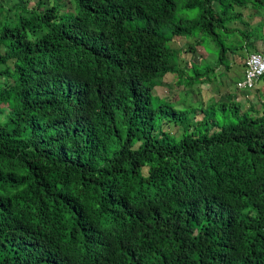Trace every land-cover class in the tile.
I'll list each match as a JSON object with an SVG mask.
<instances>
[{
    "label": "trees",
    "instance_id": "trees-1",
    "mask_svg": "<svg viewBox=\"0 0 264 264\" xmlns=\"http://www.w3.org/2000/svg\"><path fill=\"white\" fill-rule=\"evenodd\" d=\"M261 18L264 0H0V264H264V96L155 93L213 81L176 38L228 67Z\"/></svg>",
    "mask_w": 264,
    "mask_h": 264
},
{
    "label": "rangeland",
    "instance_id": "rangeland-1",
    "mask_svg": "<svg viewBox=\"0 0 264 264\" xmlns=\"http://www.w3.org/2000/svg\"><path fill=\"white\" fill-rule=\"evenodd\" d=\"M263 19V18H261ZM264 20V19H263ZM260 19H255L254 22H259ZM258 37L259 43L264 41V29L262 32L259 33ZM190 40V41H189ZM203 42L204 50L201 48V45L197 44V41L195 39H187V40H181L177 41L173 44V48L182 50L183 55L181 56V65L185 69H190L193 65V63L196 62H201L202 59H204L206 62H211L213 63L215 58H217V48L212 43L209 39L206 38H200L198 39ZM195 47V51H191V47ZM199 46V47H198ZM198 47V48H197ZM251 51V49H250ZM249 52H240L237 53V55H234L232 53H229L228 58L230 59V65H231V70L230 72L225 69V67L222 69V67L219 68V72L221 75H223L226 72H229L225 78H221V76L218 74V80H215L212 76L210 77L213 81L210 83V85H202L198 84L197 87L194 89H189L188 91H182V88L176 84V79L174 78L173 75H169L164 83V86L162 87H157L155 89V93L162 98H167L168 101H172L173 103H178L181 104L179 105L180 107L185 106L188 101L185 99L186 97H190L192 100V103L194 104V107L199 106L195 102V98L193 96H189V93L191 94H202V95H208L203 97L204 103L201 105H206L208 100H217L220 98V96H224L228 90H233L230 86H228L227 82L235 85L238 80L242 79L241 77V67L243 66L246 57ZM209 54V55H208ZM211 57V58H210ZM205 66V65H204ZM203 67V66H201ZM200 67V68H201ZM256 90H261L262 94L264 95V81L258 85ZM235 89V87H234ZM256 90L253 91L255 95L250 94V93H245V91H240L241 92V100L237 101L240 102L243 106V110H246L252 106H256L260 102V97L256 93ZM247 95V96H246ZM196 103V104H195ZM176 106V105H175ZM177 107V106H176ZM180 107H177L181 109ZM202 119V113L197 112L196 114V121ZM167 125V124H166ZM172 126L165 127V130L170 132V133H175L177 132L178 128L175 127V124L171 123ZM179 127V126H178Z\"/></svg>",
    "mask_w": 264,
    "mask_h": 264
},
{
    "label": "clouds",
    "instance_id": "clouds-1",
    "mask_svg": "<svg viewBox=\"0 0 264 264\" xmlns=\"http://www.w3.org/2000/svg\"><path fill=\"white\" fill-rule=\"evenodd\" d=\"M187 39H194V38H176L174 41H173V43L171 44V46H173V44L175 43V42H177V41H181V40H187ZM196 40V39H195ZM190 41V40H189ZM197 41V44L198 45H201V48L204 50V52H205V49H204V46H202V44L198 41V40H196ZM260 43H262L263 45H264V43L263 42H260ZM259 43V44H260ZM199 47V46H198ZM197 47V48H198ZM173 48V47H172ZM174 50H176L177 52H178V49H175V48H173ZM181 51V56L183 55V51L182 50H180ZM191 51H195V47H191ZM242 52H244V51H242ZM245 52H249L248 53V55H247V57H246V60H245V62H244V64H243V66L241 67L242 69H244V75H243V78L242 79H240V80H238L237 81V83H235V85H232V84H230V83H228L227 82V84H228V86H230L233 90H228L227 91V93L228 92H235V94L236 93H238L239 95H241V92L240 91H245V93H250V94H253V95H255L254 93H253V91L254 90H256V89H260V88H257L258 87V85L259 84H261L262 82H263V77H264V74L259 78V80L254 84V86L253 87H248V86H243L242 84L246 81V79H247V72H248V68H249V65H248V60H249V58L252 56V55H254V54H259V55H264V51H253V49H251V51H248V50H245ZM206 53V52H205ZM237 53H240V52H237ZM233 54V53H232ZM178 55H179V57H180V54H179V52H178ZM209 55V54H208ZM228 55L229 54H227V59H228V62H229V65H228V67L227 66H225V65H222V66H218L217 65V62H218V58H215V60H214V62L213 63H211V62H206L204 59H202V61L201 62H196V63H193V65L194 66H197L198 68H200L201 66H204V65H208L209 67H213L215 70H216V72H213V73H211L210 74V76H212L215 80H218L219 78H217L216 79V76H218V74L221 76V78L223 77V78H225V76L230 72V70H231V65H230V59L228 58ZM211 58V57H210ZM180 59L182 60V58L180 57ZM193 66V67H194ZM193 67H191L189 70H191ZM220 67H222V69L225 67V69L227 70V71H229V72H226V73H224L223 75H221V73L219 72V68ZM183 69H185V67L183 68L182 67V65H181V67H180V70L182 71ZM185 70H187V71H189L188 69H185ZM169 75H173V74H169ZM169 75H167V77L169 76ZM166 77V78H167ZM176 79V78H175ZM176 84L177 85H179L178 83H177V79H176ZM234 87H235V89H234ZM157 89V88H156ZM193 89V88H192ZM189 89H187L186 91H188ZM256 92H258V94H259V97H260V102L263 100V94H262V91L261 90H256ZM160 98H162L161 96H160ZM238 101H240V100H238ZM198 104V103H197ZM179 105H181V104H179ZM178 105V103H177V107H180ZM193 106H194V104L192 103V101H188V103H186V105L185 106H182V107H180L181 109H186V110H188V111H191V109L193 108ZM196 107H199V106H196ZM171 123H173L174 124V122H169L167 119H165V120H163V122H162V128H163V130L164 131H166L165 130V127H170V126H172L171 125ZM167 124V125H166Z\"/></svg>",
    "mask_w": 264,
    "mask_h": 264
},
{
    "label": "built area",
    "instance_id": "built-area-1",
    "mask_svg": "<svg viewBox=\"0 0 264 264\" xmlns=\"http://www.w3.org/2000/svg\"><path fill=\"white\" fill-rule=\"evenodd\" d=\"M247 79L243 86L253 87L264 74V55L254 54L248 60Z\"/></svg>",
    "mask_w": 264,
    "mask_h": 264
},
{
    "label": "crops",
    "instance_id": "crops-1",
    "mask_svg": "<svg viewBox=\"0 0 264 264\" xmlns=\"http://www.w3.org/2000/svg\"><path fill=\"white\" fill-rule=\"evenodd\" d=\"M257 49L259 50V51H264V45L262 44V43H260V44H258L257 45ZM254 50V49H253ZM241 70H242V72H241V77L243 78V75H244V69H242L241 68ZM247 96V95H246ZM241 97H243V96H241V95H239L238 93H236V100L238 101V100H241Z\"/></svg>",
    "mask_w": 264,
    "mask_h": 264
}]
</instances>
